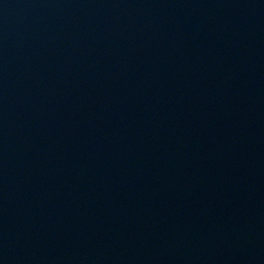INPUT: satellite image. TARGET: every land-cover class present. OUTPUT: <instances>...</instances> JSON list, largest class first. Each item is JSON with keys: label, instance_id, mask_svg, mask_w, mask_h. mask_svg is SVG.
<instances>
[{"label": "water", "instance_id": "water-1", "mask_svg": "<svg viewBox=\"0 0 264 264\" xmlns=\"http://www.w3.org/2000/svg\"><path fill=\"white\" fill-rule=\"evenodd\" d=\"M0 264H264V0H0Z\"/></svg>", "mask_w": 264, "mask_h": 264}]
</instances>
